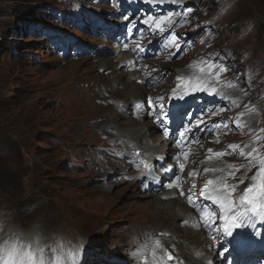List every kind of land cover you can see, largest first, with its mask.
Masks as SVG:
<instances>
[{"label":"rangeland","instance_id":"rangeland-1","mask_svg":"<svg viewBox=\"0 0 264 264\" xmlns=\"http://www.w3.org/2000/svg\"><path fill=\"white\" fill-rule=\"evenodd\" d=\"M44 1L0 0V147L9 150L4 155L5 151L0 149V194L8 200L13 209L20 206L15 213L17 215L15 224L7 225L5 229L10 231L21 222L28 228L38 227L43 233L49 234L51 224L55 223L52 217H47L51 215L60 225L58 230L75 232L69 234V238L80 237L76 231H82L106 247L111 246L118 236L116 228L123 227L129 224L128 222L132 226L178 229L177 218L174 219L172 213L179 215V210L185 209L180 201H174L172 205L175 206L171 205L165 210L163 207H167L166 204L172 201H163L164 204L152 207L149 204L153 203L156 198L141 194L131 183H118L106 190L105 186L110 185L111 181L103 183L95 176L86 175L95 173L96 168L91 171L84 169L82 171L79 168L66 171L58 164L65 155L53 147V142L52 146L49 144V134L52 135L51 138L66 139L71 142L74 149L80 150L86 145L85 138L91 133H105L104 130L108 128L111 131L124 133L130 127L126 133L129 137L115 150L106 152L107 158H114L125 152L133 141L139 145L154 146L160 149L162 143H166V146L170 147L169 151L172 152L170 159L176 155L179 159L185 160L183 153H188L187 160H195L198 155L209 154V149H212L213 154L224 152L225 161H229V158L232 162L240 160L237 165L229 163L228 169L229 166L240 168L243 159L229 148L228 139L235 132L231 130V125L228 123V114H231L234 109L217 115H209L206 111H200L202 106L200 103H195L179 121H171V118L162 111L145 115V122L138 124L143 127L149 123L154 129L135 128L137 123L131 121L126 114H120L110 105L96 102L97 98L104 100L109 95L122 103H129L132 95L140 97L144 93L143 86L129 80L123 68L106 72L116 63L114 58L91 60L83 57L78 60L59 62L63 59H59L56 54L48 50L47 40L42 33L21 35L20 28L23 29V25L29 19L36 17L40 9L44 7ZM120 2L121 0L119 4ZM225 3L222 0H203L202 7L209 10L198 15L196 13L185 14L180 22L188 20L189 24L187 28H181L180 32L196 31L200 24L207 25L214 19L216 23L204 30V33L209 34L213 29L224 31V26L230 21H239L248 26L247 35L234 37L235 31H232L230 50L223 48L222 50L225 51L221 54V58L230 60L232 65L238 66L244 62L242 51L248 50L254 44L255 50L249 52L248 56L252 58L249 61L264 67V0H237L231 8L229 5L232 0H225ZM48 5L56 6L51 3ZM105 5L94 2L84 7L74 1L65 2L61 9L67 17L64 19L60 15L61 22L56 23L53 20L55 14L51 15L50 18H44V25L46 28L59 27L62 30L60 34L62 42L64 41L63 32L69 31L87 44L110 49L108 45L102 44L107 40L100 37L106 33V29L96 31L91 28V34H86L84 26L89 24L92 18L87 16L85 19L79 18L81 15H87L88 10L112 15ZM187 5L191 8L193 3L189 2ZM164 6L168 7L166 12L153 22L144 20L141 24L148 25L153 33L159 32L161 27L171 22L172 17L180 8V3L178 0H170ZM47 11L48 8L42 12ZM161 18L165 20L158 28L155 21ZM66 20H71L70 26L65 22ZM254 22L256 27H251ZM196 39L197 35L186 40L177 39L173 33L162 39L161 42L168 49L169 56L177 57V60H175L176 63L167 65L165 70H161L162 75L157 79L160 86L154 93L156 99L159 98L158 94L164 91L162 77L172 72V67L193 63L198 69H205L214 75L213 69L202 66L208 64L210 58L195 46ZM203 40V37H200L198 44L201 45ZM8 48H10L9 51ZM13 48H16L15 52ZM180 48L182 50L178 54ZM208 51L209 49L206 53ZM31 55L35 56V60L29 61ZM252 62L239 70L251 71L255 66ZM163 71H165L164 74ZM234 74L235 70H230L228 79L230 80ZM133 86L136 88L134 89ZM133 90L135 92H131ZM221 90L216 97L219 99L218 105L222 106L224 98L230 93H224ZM82 93L83 100L77 96ZM237 94L243 96L241 92ZM81 102L83 109L79 106ZM232 102L230 105H233ZM195 106L197 108L194 110ZM201 119L207 121L191 130L190 123ZM244 119L251 125V128L256 127L254 113L251 114V118L245 116ZM82 121V126L78 127ZM186 121L188 122L185 126ZM213 126V129L209 128ZM219 129L223 132L222 135L216 131ZM181 133L185 135L181 136ZM258 133L259 131L253 136ZM242 136L241 133L235 138H242ZM213 137L218 139L213 142ZM176 138L177 140L185 139L186 144L191 139H195L196 142L187 150L177 149L173 145ZM254 143L259 148L255 137L250 136L239 144L245 146ZM192 170L191 166H186L184 171L185 174H189ZM249 173H252V170L247 172ZM227 182H231V177H227ZM32 203L38 205V210L23 217L22 214L28 210L27 205ZM205 209L207 206L201 207L203 212ZM163 210L165 214L161 213ZM12 213L10 210H5L0 215V219ZM43 214L47 217L45 221L40 217ZM167 218L171 220L168 221ZM128 228L125 227L124 230ZM179 231L189 239L193 238L192 236H198L193 239L204 242L200 233ZM197 241L192 240L193 243ZM181 246L185 249L188 245L183 243Z\"/></svg>","mask_w":264,"mask_h":264},{"label":"snow or ice","instance_id":"snow-or-ice-1","mask_svg":"<svg viewBox=\"0 0 264 264\" xmlns=\"http://www.w3.org/2000/svg\"><path fill=\"white\" fill-rule=\"evenodd\" d=\"M165 20L161 18L155 21L157 27ZM147 22V21H146ZM224 71V69H220ZM228 87H235L230 81L228 82ZM212 92H216L215 87L211 88ZM222 91V90H221ZM235 106V101L232 102ZM256 111L255 107L246 108L244 112L239 113L241 122L236 124L237 128H243L245 130L251 129V125L243 121L245 116L251 118V114ZM211 114H215V109L211 110ZM219 127V126H216ZM227 128V125H225ZM187 131V130H186ZM261 135L255 136V142L261 143L264 141V128L260 129ZM184 136L185 133H181ZM236 154L241 159H246V164L241 165L240 168L235 166H229L227 171V177L238 179L239 183L243 184L245 178L244 174L251 171L252 169H258L255 175L250 177L252 183L243 190V194L239 197V203L244 205L241 209L237 210L234 217H229L228 213L236 208V204L230 199L231 192L235 191V185L227 182V177L221 176L216 180H207L204 184V190L200 195L204 196L206 199L210 200L213 204L220 206L221 212L224 214L223 219L225 220V230H228L229 226L236 225V219L246 217L250 213L255 216L264 219V143L261 147H256V144L245 145L233 144L230 145ZM212 152V149H209ZM185 159H187L188 153H183ZM216 157H221L225 155L224 152L215 153ZM180 169H184L185 164L180 163ZM243 169V173L240 177L236 176V172ZM206 172H223L224 169L207 168L204 169ZM189 175H196L195 172L189 173ZM169 188L178 187L179 184L169 183L167 185ZM189 202H192V198L188 197ZM202 218L206 226L210 225V222L216 216L215 212L208 211L207 209L201 213ZM231 222V224H229ZM185 223H187L185 221ZM65 245L59 241H54L53 245H45L40 238L39 234L36 233L28 241H24L19 237L15 239H10L0 243V264H78V253L79 249L64 252ZM155 255V253H153ZM169 259L171 256L169 255Z\"/></svg>","mask_w":264,"mask_h":264},{"label":"bare ground","instance_id":"bare-ground-1","mask_svg":"<svg viewBox=\"0 0 264 264\" xmlns=\"http://www.w3.org/2000/svg\"><path fill=\"white\" fill-rule=\"evenodd\" d=\"M105 40H106V39H105ZM122 56H123L122 54H119V55H117V56L114 57V59L118 58L117 63L113 64L114 66H115V65H118V63L122 61V60H120ZM102 60H110V58H106V59H102ZM114 66H111V67H109V68H112V67H114ZM69 67H70V66H69ZM125 74H126V73H125ZM126 75H127V74H126ZM133 88L135 89L136 87L133 86ZM141 88H142V87H141ZM131 92H135V90H133V91H131ZM145 126H147V130H152V129H154V127L151 126L149 123H147ZM161 147H162V149L164 148L163 145H162ZM173 203H175V202L172 201L170 204H166V205H168V206H167V207H163L164 210H165L166 208L171 207V205H172ZM158 204H164V203H163L161 200H159V199H155V200L153 201V203H150V204H149V206L155 207V206H157ZM172 206H175V205H172ZM136 207H137V208H141L140 206H136ZM144 207H145V206H144ZM164 210H163L161 213H164V214H165ZM172 215L174 216V219L179 217L178 214H175V213H172ZM167 220L169 221V220H171V219H170V218H167ZM193 234H196V233H193Z\"/></svg>","mask_w":264,"mask_h":264}]
</instances>
